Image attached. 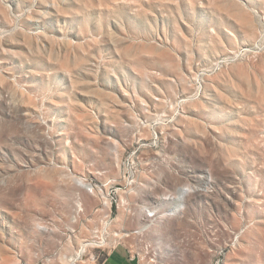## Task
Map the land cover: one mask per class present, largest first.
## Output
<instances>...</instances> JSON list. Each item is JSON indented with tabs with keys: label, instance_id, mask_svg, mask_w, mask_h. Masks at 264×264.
Returning <instances> with one entry per match:
<instances>
[{
	"label": "rangeland",
	"instance_id": "374dc122",
	"mask_svg": "<svg viewBox=\"0 0 264 264\" xmlns=\"http://www.w3.org/2000/svg\"><path fill=\"white\" fill-rule=\"evenodd\" d=\"M122 231L142 264H264V0H0V264Z\"/></svg>",
	"mask_w": 264,
	"mask_h": 264
},
{
	"label": "crops",
	"instance_id": "0c3cea01",
	"mask_svg": "<svg viewBox=\"0 0 264 264\" xmlns=\"http://www.w3.org/2000/svg\"><path fill=\"white\" fill-rule=\"evenodd\" d=\"M95 264H142L130 245L119 242L111 246Z\"/></svg>",
	"mask_w": 264,
	"mask_h": 264
},
{
	"label": "bare ground",
	"instance_id": "6f19581e",
	"mask_svg": "<svg viewBox=\"0 0 264 264\" xmlns=\"http://www.w3.org/2000/svg\"><path fill=\"white\" fill-rule=\"evenodd\" d=\"M132 233L133 232H129V231L115 232L114 235H113V236H115L114 239L107 240V238H105V239H103L102 241L99 242V246H101L103 248L111 247V246L117 244L119 239H121V238H129V236ZM94 243H95L94 241H87V242L84 243V246L90 245V244H94ZM71 264H77V263H71Z\"/></svg>",
	"mask_w": 264,
	"mask_h": 264
},
{
	"label": "built area",
	"instance_id": "2783aa9c",
	"mask_svg": "<svg viewBox=\"0 0 264 264\" xmlns=\"http://www.w3.org/2000/svg\"><path fill=\"white\" fill-rule=\"evenodd\" d=\"M80 182L82 183V185L87 188L89 191H94V185H92L91 183L89 182H86V181H82L80 180ZM149 212V211H148ZM149 216H154L153 213H149ZM103 250V249H102ZM104 251V250H103ZM139 258H140V255L138 254ZM141 259V258H140ZM150 264H156V261L151 259L149 261Z\"/></svg>",
	"mask_w": 264,
	"mask_h": 264
}]
</instances>
